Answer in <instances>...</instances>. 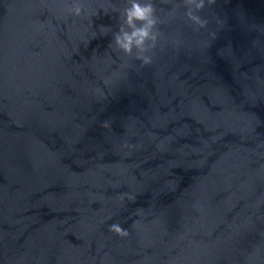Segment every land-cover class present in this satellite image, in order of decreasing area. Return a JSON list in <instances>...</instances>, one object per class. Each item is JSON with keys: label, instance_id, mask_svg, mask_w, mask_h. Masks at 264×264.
I'll list each match as a JSON object with an SVG mask.
<instances>
[{"label": "water", "instance_id": "obj_1", "mask_svg": "<svg viewBox=\"0 0 264 264\" xmlns=\"http://www.w3.org/2000/svg\"><path fill=\"white\" fill-rule=\"evenodd\" d=\"M205 4L0 0V264H264V0Z\"/></svg>", "mask_w": 264, "mask_h": 264}, {"label": "clouds", "instance_id": "obj_2", "mask_svg": "<svg viewBox=\"0 0 264 264\" xmlns=\"http://www.w3.org/2000/svg\"><path fill=\"white\" fill-rule=\"evenodd\" d=\"M184 3L188 8L186 13L188 18L199 27H206L207 20L197 15L198 12L205 8V0H184ZM215 3L216 0H207L209 5ZM82 7V5L77 4L69 11L76 16H80ZM155 12L156 9L150 2L132 3L131 7L126 9L125 12L126 24L132 30L129 32L121 27L119 31L114 33L113 37L118 48L128 55H132L133 49H136V59L141 60L143 65H148L152 62V57L147 53L156 47L159 38V33L156 30L158 21ZM137 22H139L138 26ZM109 230L122 238L129 236V232L118 223L110 225Z\"/></svg>", "mask_w": 264, "mask_h": 264}]
</instances>
